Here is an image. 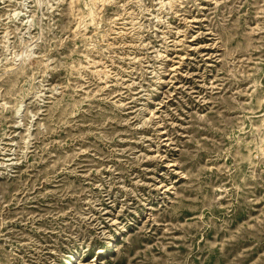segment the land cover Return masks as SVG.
<instances>
[{
  "label": "rangeland",
  "instance_id": "1",
  "mask_svg": "<svg viewBox=\"0 0 264 264\" xmlns=\"http://www.w3.org/2000/svg\"><path fill=\"white\" fill-rule=\"evenodd\" d=\"M70 254L264 264V0H0V264Z\"/></svg>",
  "mask_w": 264,
  "mask_h": 264
},
{
  "label": "bare ground",
  "instance_id": "2",
  "mask_svg": "<svg viewBox=\"0 0 264 264\" xmlns=\"http://www.w3.org/2000/svg\"><path fill=\"white\" fill-rule=\"evenodd\" d=\"M97 1V0H96ZM19 3V2H18ZM95 5V4H93ZM17 11V10H16ZM16 57V56H15ZM97 63V62H96ZM109 244L112 246L113 242L109 241ZM105 250V249H102ZM106 254V253H105ZM79 254H70L68 257H65L62 264H72L73 262H75L78 258Z\"/></svg>",
  "mask_w": 264,
  "mask_h": 264
}]
</instances>
